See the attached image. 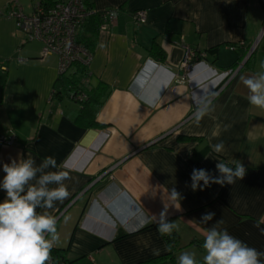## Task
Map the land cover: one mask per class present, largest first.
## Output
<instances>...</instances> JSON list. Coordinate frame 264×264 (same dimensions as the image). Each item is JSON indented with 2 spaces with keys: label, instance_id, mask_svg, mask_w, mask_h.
Instances as JSON below:
<instances>
[{
  "label": "crops",
  "instance_id": "crops-1",
  "mask_svg": "<svg viewBox=\"0 0 264 264\" xmlns=\"http://www.w3.org/2000/svg\"><path fill=\"white\" fill-rule=\"evenodd\" d=\"M38 1L49 0H0V135L12 130L16 137L13 145L0 144V182L3 164L27 156L37 164L53 156L59 167L48 170L69 171L70 195L47 210L57 218L52 249L71 264H135L157 256L154 249L168 252L156 223L166 211L177 225L175 254L192 250L198 264L206 253L192 242H203L219 220L264 252V234L254 226L264 220V109L250 105L241 80L264 71V35L245 64L264 21L259 0H89L96 12L116 10L115 23L98 31L87 66L91 82L109 88L97 128L72 122L79 106L70 99L51 98L58 57L42 55V43L16 28L10 12L31 13ZM139 9L146 22L136 25L131 13ZM182 41L200 60L183 76ZM153 43L163 60L149 54ZM241 63L221 80L222 71ZM152 96L158 99L148 103ZM205 106L197 123L194 115ZM221 141L224 151L214 152L211 145ZM218 161L242 163L243 180L193 191L192 170L219 176ZM173 188L180 199L170 198ZM5 198L0 188V202ZM208 212L215 216L201 223ZM142 216L150 222L141 227Z\"/></svg>",
  "mask_w": 264,
  "mask_h": 264
},
{
  "label": "clouds",
  "instance_id": "clouds-1",
  "mask_svg": "<svg viewBox=\"0 0 264 264\" xmlns=\"http://www.w3.org/2000/svg\"><path fill=\"white\" fill-rule=\"evenodd\" d=\"M261 67L264 68V65ZM241 80L249 90L250 105L264 109V71L251 77H241ZM157 99V96H152L147 102L155 103ZM208 110V106H205L195 113L197 123ZM211 147L214 152L221 153L225 146L221 141ZM58 167L53 156L44 157L39 164L31 156L12 159L11 163L3 164L6 175L0 182V188L5 190L6 198L0 202V264H51V250L59 243V235L57 218L47 210L53 209L56 202H63L70 195L65 181L72 179L67 170H48ZM216 170L219 176H214L205 169L194 168L190 175L192 190H203L211 184L233 185L236 180H243L246 174L242 163L230 167L228 163L218 161ZM170 198L180 199L175 188L171 190ZM38 208L45 211L38 214ZM214 216L215 213L208 212L200 221L207 224ZM149 222L147 217L142 216L139 226ZM156 223L161 236H171L177 228L174 222L166 219V211L160 213ZM261 223L264 220L257 221L254 226L264 234V228H260ZM221 224L223 220L217 221L204 234L202 247L206 254L203 264H264L260 259L264 252L248 246L227 229L220 228ZM167 250L171 251V247ZM153 255H159V250L154 249ZM178 264H197L195 254L182 252L178 257Z\"/></svg>",
  "mask_w": 264,
  "mask_h": 264
},
{
  "label": "built area",
  "instance_id": "built-area-1",
  "mask_svg": "<svg viewBox=\"0 0 264 264\" xmlns=\"http://www.w3.org/2000/svg\"><path fill=\"white\" fill-rule=\"evenodd\" d=\"M259 3L261 8L264 9V0H259ZM94 12L96 11L93 8H88L83 0H49L47 3H43V1L36 2L31 13H25L18 8L12 10L10 15L15 19L16 28L24 33L25 39L41 42L42 55H57L59 73H67L75 62L88 65L91 59V54L76 42V34L80 25ZM100 16L99 31H107L116 21V10H103L100 12ZM131 17L136 25L146 22L144 10L139 9L132 12ZM261 35H264V21H262L257 39L248 52L254 50ZM238 45H243V42L229 48L235 49ZM181 48L183 53L179 70L183 76L190 73L194 65L200 60L196 59V53L183 41L181 42ZM203 56L204 54L201 55V57ZM242 63L236 69L222 71L221 80L231 79ZM82 98H84V95L80 94L73 97V100H81ZM15 142L16 137L12 130L0 135V144L2 145H13ZM51 264L65 263L52 259Z\"/></svg>",
  "mask_w": 264,
  "mask_h": 264
},
{
  "label": "trees",
  "instance_id": "trees-1",
  "mask_svg": "<svg viewBox=\"0 0 264 264\" xmlns=\"http://www.w3.org/2000/svg\"><path fill=\"white\" fill-rule=\"evenodd\" d=\"M83 1L88 8H92L89 0ZM47 2L49 1H43V3ZM100 12H94L92 15H90L83 22V24L80 25L76 34V42L86 49L90 54L96 43V36L101 23ZM149 54L156 56L159 58V60L164 59V53L160 48H158L156 43H153L150 46ZM251 57L252 54L247 58L245 64L250 62ZM72 66V70H69L67 73L65 72L58 74L51 98H67L79 106L78 111L71 117L72 122L75 124L85 128L100 127L102 125L96 121V114L99 108L102 106L107 94L109 93V88H107L101 81L95 84L91 82V73L88 70V65H84L81 62H75ZM80 94H83L84 98L81 100H73V97ZM164 238L167 241L168 248L169 246L171 247V251L137 262L135 264H159L166 260L174 263V254L179 247L178 234L173 230L171 236H164ZM192 243H194L201 251H205L202 247L203 242L194 240ZM51 257L55 261H60L65 264L70 263L65 259L64 254H62L60 250L52 249Z\"/></svg>",
  "mask_w": 264,
  "mask_h": 264
},
{
  "label": "rangeland",
  "instance_id": "rangeland-1",
  "mask_svg": "<svg viewBox=\"0 0 264 264\" xmlns=\"http://www.w3.org/2000/svg\"><path fill=\"white\" fill-rule=\"evenodd\" d=\"M185 252H189V253H194V252H192V250H186ZM179 255L180 254H175V260H174V263H172L171 261H169L170 262V264H178V257H179ZM196 255V254H195ZM199 255V253L197 254V256ZM201 255V254H200ZM200 255H199V257H200ZM167 264H169V263H167ZM197 264H198V262H197Z\"/></svg>",
  "mask_w": 264,
  "mask_h": 264
},
{
  "label": "water",
  "instance_id": "water-1",
  "mask_svg": "<svg viewBox=\"0 0 264 264\" xmlns=\"http://www.w3.org/2000/svg\"><path fill=\"white\" fill-rule=\"evenodd\" d=\"M251 52H253V51H250V52H248V53H247V55H246V58H245V59H247V58L249 57V55L251 54Z\"/></svg>",
  "mask_w": 264,
  "mask_h": 264
}]
</instances>
